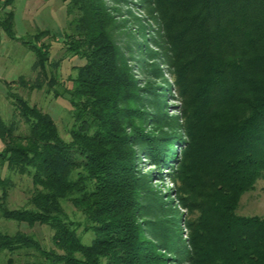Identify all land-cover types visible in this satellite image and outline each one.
Returning a JSON list of instances; mask_svg holds the SVG:
<instances>
[{
    "label": "trees",
    "instance_id": "trees-1",
    "mask_svg": "<svg viewBox=\"0 0 264 264\" xmlns=\"http://www.w3.org/2000/svg\"><path fill=\"white\" fill-rule=\"evenodd\" d=\"M14 1L0 0V28L12 37L14 10L8 7ZM156 1L169 31L189 139L173 129L158 136L143 129L146 111L136 105L144 100L142 88L113 37L115 16L104 0H69L67 11L76 15L69 22L74 32L65 33L67 47L87 61L77 67L69 89L76 119L72 140L60 137L49 115L17 97L30 132L8 140L0 151L12 170L32 167L42 189L31 196V207L10 208L8 181L0 175L1 217L51 225L56 248L46 249L24 232H0V264L7 251L30 249L37 251L31 260L9 256L4 264H165L163 250L189 264H264V217L237 213L241 195L264 176V0ZM26 42L46 73L50 47ZM164 116L162 110L152 118ZM13 126L0 119L4 139L15 136ZM137 138L144 141V155L159 166L179 161L177 153L168 158L175 143L185 148L181 177L186 171L184 187L192 201L187 206L198 215L188 221L184 250L173 241L163 249L147 237L140 199L151 185L137 171ZM90 182L91 190L74 199L95 233L86 244L61 201ZM151 196L161 200L157 192Z\"/></svg>",
    "mask_w": 264,
    "mask_h": 264
},
{
    "label": "rangeland",
    "instance_id": "rangeland-1",
    "mask_svg": "<svg viewBox=\"0 0 264 264\" xmlns=\"http://www.w3.org/2000/svg\"><path fill=\"white\" fill-rule=\"evenodd\" d=\"M68 1L15 0L13 6L8 7L14 10V34L13 37L9 36L0 28V119L6 124H14L15 136L13 138L6 136L4 139L0 134V151L5 149L8 140L18 138L20 135L26 136L30 132L29 124L19 114L17 97L49 115L60 137L66 141L72 140L71 131L76 126V119L69 89L73 86L77 67L87 61L67 47L65 33L74 32L69 22L76 15L68 13ZM104 1L115 16V24L111 28L113 37L122 47L138 85L142 88L144 100L136 105L146 111L140 123L143 124V129L151 136L171 132L173 129L188 140L189 137L187 139L183 127L186 105L176 87V69L171 60L169 31L165 25L164 15L159 11L160 5L156 0ZM46 29L50 30L51 34L39 33ZM37 34L41 35L40 40L36 39ZM26 41L50 47L49 58L45 64L46 73L40 65H36L37 54ZM52 77L56 79L55 83L50 82ZM160 106L165 115L164 120L156 121L152 117L162 112L158 110ZM137 139L135 146L139 151L137 171L146 174L151 185L149 188L151 191L144 193L140 199L143 204L140 219H143L147 237L157 241L163 249L165 243L173 241L184 250L186 245L189 247L186 240L190 234L188 221L198 215L196 210L188 208L192 201H189L191 196L184 187L186 171L181 177V172L185 170L183 164L187 161L182 162L185 148L182 149L175 143L170 151L171 155L168 154V158L172 154L173 158L175 153L179 154L181 164L179 159L177 163L170 160L172 166H159L144 155L142 151L144 141ZM26 168L24 172L12 170L7 162L3 164V159H0V175L8 181L9 193L6 204L10 208L31 207L29 202L31 196L36 189H41V186L34 183V169L30 166ZM90 184L91 182L87 183L88 186L84 184L80 189L70 190L67 197L61 201V208L75 223L77 233L86 244L93 242L95 233L92 229H87L85 216L74 204V199L86 195L91 190ZM153 192L159 193L161 198L158 199L159 202L151 196ZM237 213L264 217V176L255 182L253 188L241 195ZM174 228L175 233L172 230ZM0 232L9 234L24 232L34 236L42 247L56 248L53 242L54 228L49 224L29 225L26 222L5 219L0 215ZM174 234H177L176 238L173 237ZM34 251L37 252L34 249L13 254L7 251L5 256L1 257V264H4L9 256L20 262L29 261ZM163 252L168 258L165 264H189L185 260H178L181 256L175 252L170 253L168 250Z\"/></svg>",
    "mask_w": 264,
    "mask_h": 264
}]
</instances>
